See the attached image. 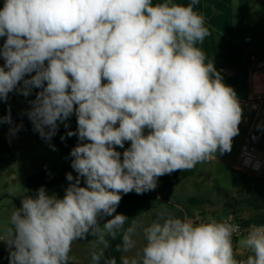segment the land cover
<instances>
[{"label":"clouds","instance_id":"obj_1","mask_svg":"<svg viewBox=\"0 0 264 264\" xmlns=\"http://www.w3.org/2000/svg\"><path fill=\"white\" fill-rule=\"evenodd\" d=\"M198 2L5 0L0 100L38 88L27 112L34 130L50 140L75 112L78 128L67 136L88 141L70 153L77 176L66 174L74 182L63 197L40 187L0 230L9 264H69L72 243L89 235L103 246L93 264L110 246L106 237L121 235L117 251H131L136 222L125 228L129 218L113 215L120 194L153 191L159 177L231 151L242 108L198 46L211 35ZM2 121L11 124L10 112ZM126 141L121 160L116 146ZM231 219L194 223L162 212L143 228L142 255L121 264H264V225L250 226L239 241L250 254L237 260L232 237L240 229Z\"/></svg>","mask_w":264,"mask_h":264},{"label":"crops","instance_id":"obj_2","mask_svg":"<svg viewBox=\"0 0 264 264\" xmlns=\"http://www.w3.org/2000/svg\"><path fill=\"white\" fill-rule=\"evenodd\" d=\"M157 2L160 0H153V3ZM174 2L187 5L191 0ZM194 10L204 16L211 31V35L198 45L206 54V63L213 60L215 69L220 72L223 82L233 88L242 108L239 134L235 136L236 146L234 151L223 154L217 151L212 159L198 163L190 170L175 171L177 183L171 193V210L166 205L152 208L136 222L143 221L149 226L158 214L166 212L196 223L199 215L216 219L233 211L237 220L245 225H264V167L260 173L239 168L241 146L248 134L264 158V0H199ZM9 112L11 124L2 121ZM22 114L21 104L16 99L0 100V127L7 128L6 134L24 133L35 137L21 125ZM72 120L67 118L59 123H76ZM144 131L148 134L150 130ZM116 151L121 153L122 160L125 150L116 146ZM182 173L189 175L180 178ZM170 175L159 177L161 184L158 181L157 198L168 194L164 179ZM42 186L44 180L31 185L36 191ZM175 189H180V192L175 194ZM188 197L203 198L210 203L190 209L182 203ZM240 239L232 238L237 260L250 254L239 244Z\"/></svg>","mask_w":264,"mask_h":264},{"label":"rangeland","instance_id":"obj_3","mask_svg":"<svg viewBox=\"0 0 264 264\" xmlns=\"http://www.w3.org/2000/svg\"><path fill=\"white\" fill-rule=\"evenodd\" d=\"M4 2L5 0H0V7H3ZM2 47L3 45L0 46V49ZM4 62L3 57L0 56V66H3ZM13 92L18 91L13 90ZM16 101L19 105L21 104L23 110L24 102ZM68 118L75 120L77 123L75 112ZM68 123L75 122L70 121ZM5 131L7 130L4 127H0V230L7 226L11 213L15 208L21 207L23 197L36 194V188L31 187V185L37 184L38 180H44V188L49 195H57L58 184L55 177L59 172L62 159L61 152L56 147L53 148V145L49 142H37L34 135L24 133L8 136ZM235 139L236 137L232 139L231 151H234L233 149L236 146ZM4 141H7L8 149L4 145ZM129 147L130 142L126 141L121 149L126 150ZM235 160L236 157L233 158V161ZM158 181L161 184L160 178H158ZM163 191L166 192L167 189ZM179 192L180 189H175L174 193ZM136 225V232L132 237L135 241V247L127 253L123 252V256L139 257L142 255V249L146 243L143 228L147 225L143 221H137ZM100 247L101 245L97 244L96 238L91 235L86 239L74 241L69 253V264H92L91 254L98 251ZM9 255V247L3 241H0V264H9Z\"/></svg>","mask_w":264,"mask_h":264},{"label":"trees","instance_id":"obj_4","mask_svg":"<svg viewBox=\"0 0 264 264\" xmlns=\"http://www.w3.org/2000/svg\"><path fill=\"white\" fill-rule=\"evenodd\" d=\"M31 75H34V73L26 75L25 78L26 79L30 78ZM39 91L40 89L33 88L31 94L27 97L20 94L19 92H10L8 94V98H14L18 101L24 102V106L22 110L23 114H22V124L21 125L25 127L26 129H28L30 132L34 133L38 141L49 142L51 145L56 147L61 152L62 159L59 165V172L56 175L55 179L58 184L57 196L62 198L65 192V189L69 186L70 183L74 182V181H71V182L68 181L66 179V174L71 172L74 178L77 176V173L71 167V163L74 157H72L70 153L72 149L75 148L78 144L85 143V142L80 141L78 138V135H73L71 137L67 136V132L77 131L78 126L75 123H67L68 127L66 128L65 124H60L58 122V129L56 131V134L52 136L50 140L42 138L40 134L34 130L33 123L28 118L27 112L31 109L32 107L31 102L35 100L36 94ZM5 130H7V128H5ZM45 130L48 131L47 128ZM61 137H64V139L62 140ZM4 145L8 149L7 141H4ZM188 175H189L188 173H182L180 174V178H184ZM176 183H177V175H176V172H173L171 173L169 178L164 179V184L169 188V192L167 195H163L160 198H157V189L146 192L142 195L136 194L135 191L129 192L127 194L121 193L120 194L121 200L119 202V205L116 208V213H114L113 215L124 214L125 216H127L129 218L128 221H126L125 223V228H127L132 225L133 221L136 222V220L140 216H142L145 212H147L148 210L152 208L166 205L171 210L172 205L170 204V202L173 199V196L171 193ZM81 185L83 186V178L81 179ZM182 203L185 207L194 209V208L204 207L210 202L203 198L188 197L185 200H183ZM110 218L111 217H104L99 222L102 225L104 222H106L107 219H110ZM106 238L108 239L110 246L104 249V255L100 260V264H106V262L109 259H114L115 264H121V257L123 256V251H117V245H120L122 243L121 235L118 234L116 239H112L110 236ZM101 247L103 246L101 245Z\"/></svg>","mask_w":264,"mask_h":264},{"label":"built area","instance_id":"obj_5","mask_svg":"<svg viewBox=\"0 0 264 264\" xmlns=\"http://www.w3.org/2000/svg\"><path fill=\"white\" fill-rule=\"evenodd\" d=\"M5 40H6V37L4 39V42H5ZM263 167H264V158H262L260 156L257 146L252 141L250 134H248V136L245 138V140L241 146V150H240V154H239V168L244 169V170H248V171H251L254 173H260L262 171ZM228 217L232 218L228 222L235 224V225H238L239 229H240L239 233H234L232 238L239 239V238H243L244 236H246L251 225H245V224L239 222L233 211H230V212L220 216L219 218H216V220L217 221H223V220H227ZM209 219L210 218H208L205 215H199L197 220H196V223L207 222ZM257 226H259V225H257ZM246 258H247V256H243V257L239 258V260L246 259Z\"/></svg>","mask_w":264,"mask_h":264},{"label":"water","instance_id":"obj_6","mask_svg":"<svg viewBox=\"0 0 264 264\" xmlns=\"http://www.w3.org/2000/svg\"><path fill=\"white\" fill-rule=\"evenodd\" d=\"M5 37H0V46L3 45Z\"/></svg>","mask_w":264,"mask_h":264}]
</instances>
